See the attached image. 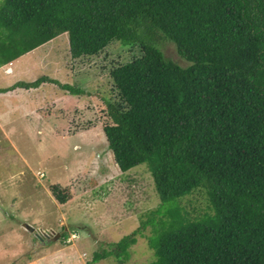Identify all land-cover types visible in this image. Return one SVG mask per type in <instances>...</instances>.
Returning a JSON list of instances; mask_svg holds the SVG:
<instances>
[{
  "label": "trees",
  "instance_id": "16d2710c",
  "mask_svg": "<svg viewBox=\"0 0 264 264\" xmlns=\"http://www.w3.org/2000/svg\"><path fill=\"white\" fill-rule=\"evenodd\" d=\"M29 21L69 32L88 22L86 33L121 25L140 47L110 69L117 98L105 99L102 128L120 170L145 163L166 202L153 229L161 247L148 264H264V0H3V30ZM71 32L73 53L93 44L75 43L79 33ZM159 38L189 63L166 56ZM202 180L209 204L190 217L174 197ZM138 232L109 251L126 254Z\"/></svg>",
  "mask_w": 264,
  "mask_h": 264
},
{
  "label": "rangeland",
  "instance_id": "374dc122",
  "mask_svg": "<svg viewBox=\"0 0 264 264\" xmlns=\"http://www.w3.org/2000/svg\"><path fill=\"white\" fill-rule=\"evenodd\" d=\"M85 25L70 32L79 33L75 43L93 44L76 53L67 30L34 21L0 27V47L14 51L7 56L0 48V264H148L159 253L153 229L166 202L145 163L120 170L102 128L105 99L117 98L110 69L140 47L125 39L121 25L92 33L81 31ZM157 44L180 65L189 63L172 41ZM41 75L52 80L29 88L14 84ZM64 84L83 92L71 93ZM26 102L32 107L22 113ZM209 192L202 180L174 201L190 217L202 216ZM138 228L128 255H93Z\"/></svg>",
  "mask_w": 264,
  "mask_h": 264
},
{
  "label": "crops",
  "instance_id": "0c3cea01",
  "mask_svg": "<svg viewBox=\"0 0 264 264\" xmlns=\"http://www.w3.org/2000/svg\"><path fill=\"white\" fill-rule=\"evenodd\" d=\"M19 80V79H18ZM17 80V81H18ZM17 87H21V86H17ZM25 99H27V97L25 98ZM26 104V106L24 107V108H21L22 109V113H23V109L24 110H28V109H30L32 106H29V102L27 103H25ZM23 105H24V103H23ZM25 112H27V111H25ZM89 131H94V129H92V128H90L88 131H86V132H89ZM90 141H91V139H90ZM113 155V154H112ZM71 233H74V234H76V232L75 231H72ZM67 238V237H66ZM136 239V238H135ZM134 239V240H135ZM134 240L131 242V243H134ZM67 242H69L68 240H66ZM130 243V244H131ZM130 244H128V245H126L123 249L127 252V255L129 254V246H130ZM151 244H152V246L154 247V239H152V241H151ZM152 247V248H153ZM157 248H155L154 250H156ZM107 254H109V255H113L114 256V254L113 253H111L108 249H107V247H102V248H100V249H96V250H93V255H95V257H97V258H100V257H102V256H105V255H107ZM126 255V256H127ZM125 256V257H126ZM30 261H32V260H30Z\"/></svg>",
  "mask_w": 264,
  "mask_h": 264
},
{
  "label": "water",
  "instance_id": "95a60500",
  "mask_svg": "<svg viewBox=\"0 0 264 264\" xmlns=\"http://www.w3.org/2000/svg\"><path fill=\"white\" fill-rule=\"evenodd\" d=\"M59 233H56V235L54 236V238H56L58 236ZM46 235V234H45ZM48 235V234H47ZM49 236V235H48Z\"/></svg>",
  "mask_w": 264,
  "mask_h": 264
},
{
  "label": "built area",
  "instance_id": "2783aa9c",
  "mask_svg": "<svg viewBox=\"0 0 264 264\" xmlns=\"http://www.w3.org/2000/svg\"><path fill=\"white\" fill-rule=\"evenodd\" d=\"M41 175H42V173H41Z\"/></svg>",
  "mask_w": 264,
  "mask_h": 264
}]
</instances>
